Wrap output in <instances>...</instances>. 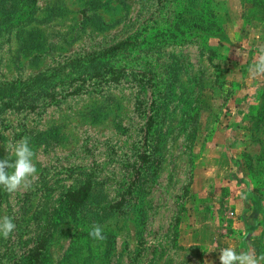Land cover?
Here are the masks:
<instances>
[{"label": "rangeland", "instance_id": "1", "mask_svg": "<svg viewBox=\"0 0 264 264\" xmlns=\"http://www.w3.org/2000/svg\"><path fill=\"white\" fill-rule=\"evenodd\" d=\"M261 46L264 0H0V159L27 136L37 168L0 187L16 224L0 264H31L42 239L35 264L264 254ZM104 65L119 70L89 79ZM86 181L74 213L65 194Z\"/></svg>", "mask_w": 264, "mask_h": 264}, {"label": "clouds", "instance_id": "2", "mask_svg": "<svg viewBox=\"0 0 264 264\" xmlns=\"http://www.w3.org/2000/svg\"><path fill=\"white\" fill-rule=\"evenodd\" d=\"M249 72L253 77L264 76V46L258 48ZM6 148L8 155L0 159V187L7 193H14L21 187L30 188L36 178L37 168L34 163L35 153L30 146L29 137L24 136L15 143H9ZM237 194L242 199H247L244 193ZM15 228L13 217L0 216V236L7 239ZM88 235L98 241L107 239L103 233V227L98 223L90 226ZM215 249V247H210L208 251ZM219 262L220 264H264V254L258 255L252 250L237 252L234 246L228 245L220 248Z\"/></svg>", "mask_w": 264, "mask_h": 264}, {"label": "trees", "instance_id": "3", "mask_svg": "<svg viewBox=\"0 0 264 264\" xmlns=\"http://www.w3.org/2000/svg\"><path fill=\"white\" fill-rule=\"evenodd\" d=\"M36 0H32V3H35ZM118 67H112V66H101L99 68L93 67L91 69L89 79H100V80H106V76L108 73H116L118 71ZM116 74H112L111 77H114ZM151 129V120L148 119L146 123L145 128V136L148 135ZM91 189V183L89 181L84 182L79 187L69 190L65 194V202L67 207L74 213L83 206L85 203ZM45 240L42 239L38 244V249L35 250V253L33 254V258L31 259V264H35L36 261L39 260V256L41 255L40 248L44 247Z\"/></svg>", "mask_w": 264, "mask_h": 264}, {"label": "crops", "instance_id": "4", "mask_svg": "<svg viewBox=\"0 0 264 264\" xmlns=\"http://www.w3.org/2000/svg\"><path fill=\"white\" fill-rule=\"evenodd\" d=\"M241 4V3H240Z\"/></svg>", "mask_w": 264, "mask_h": 264}]
</instances>
